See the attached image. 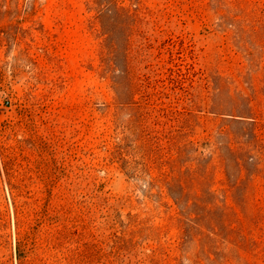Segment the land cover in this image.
<instances>
[{
  "label": "rangeland",
  "instance_id": "rangeland-1",
  "mask_svg": "<svg viewBox=\"0 0 264 264\" xmlns=\"http://www.w3.org/2000/svg\"><path fill=\"white\" fill-rule=\"evenodd\" d=\"M0 264H264V0H0Z\"/></svg>",
  "mask_w": 264,
  "mask_h": 264
}]
</instances>
